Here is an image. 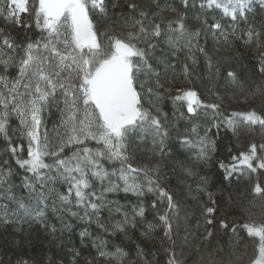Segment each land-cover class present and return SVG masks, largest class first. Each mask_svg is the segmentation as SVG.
Returning a JSON list of instances; mask_svg holds the SVG:
<instances>
[{
  "label": "snow or ice",
  "instance_id": "6c2138e0",
  "mask_svg": "<svg viewBox=\"0 0 264 264\" xmlns=\"http://www.w3.org/2000/svg\"><path fill=\"white\" fill-rule=\"evenodd\" d=\"M181 2L188 7L189 0ZM251 3L252 0H203L200 8L219 9L233 22L238 18L247 21ZM28 11V0H0V18L6 25L20 26V14ZM31 12L38 37L18 41L8 27L0 28V136L8 141L6 151L23 170L21 186L28 194L23 197L13 192L17 187L11 183L13 168L8 159L0 161V224L18 225L25 219H34L54 233L55 225L47 224L45 219L46 209L51 206L53 211L68 212L83 222L95 223L109 236L126 235L129 226H137V217L144 219L146 208L141 198L150 193L155 196L151 209L159 224L147 223L142 235L160 227L161 243L172 245L165 248L167 264H185L182 253L178 255L175 250L174 236H179L184 227L180 221L189 213L161 186L158 163H133L134 146L148 142L151 147L141 151L168 156L171 149L166 150L165 142L174 130L177 143L188 150L189 159L199 162L207 161L216 150V142L209 136L213 128L217 136L222 130L235 134L241 126L264 130V113L255 109L225 112L219 103L205 102L194 88L178 86L192 83L187 62L195 65L196 53L204 58L205 77H219V68L214 71L206 45L209 34L215 43H219L218 35L228 39L224 25L219 19L209 23L197 16L209 30L203 32L202 44V31L186 23V12L167 3L162 6L160 0H149L147 6L137 0H33ZM168 12L174 15H165ZM105 19L110 23L102 28L99 23ZM231 28L230 34L235 36L236 24ZM246 36L245 43H255L257 49H262L257 74L264 77V41L252 30ZM177 64L183 77L180 81L175 79ZM226 78L234 86L239 84L235 71H227ZM239 87L243 92V85ZM256 92L264 96V88ZM165 95L172 104L171 119L158 105ZM146 99L151 108L145 107ZM53 110L58 116L49 129L47 117ZM13 117L17 121L15 129L10 127ZM180 122H184L183 129ZM258 149L264 153V144L252 143L247 151L232 156L231 164L220 161L218 167L224 173L221 183L264 170V155ZM178 164L186 177L197 176L184 160ZM207 184V177H200L195 189L187 185V196L198 199L200 193L207 192ZM57 185L64 186L65 191ZM121 192L125 197H137L130 212L126 204L108 198V194ZM252 193L264 200L261 183L254 185ZM207 195L210 203L201 208L205 240L213 236L220 211L212 193ZM9 203L15 207L10 208ZM104 207L110 216L115 213L122 218L102 222L99 214ZM219 227L237 236L238 229L246 232L254 248L249 264H264V218L233 221L231 225L227 219H220ZM80 237L82 241L86 237L92 240L96 264H136L122 247L116 245L109 250L108 241L99 235L92 237L87 228ZM187 239L185 235L183 240ZM72 251L76 264L80 253ZM137 256L142 258V251ZM16 264L33 261L21 255Z\"/></svg>",
  "mask_w": 264,
  "mask_h": 264
},
{
  "label": "trees",
  "instance_id": "16d2710c",
  "mask_svg": "<svg viewBox=\"0 0 264 264\" xmlns=\"http://www.w3.org/2000/svg\"><path fill=\"white\" fill-rule=\"evenodd\" d=\"M202 2L203 0H189V5L185 8L181 0H160L162 6L167 3L181 12H186V23L193 29H201L200 42L202 44L205 41L203 32L209 30L200 20L196 19L197 16H200L201 19L206 18L209 23H212L214 19H219L224 25L225 33L229 34L227 40L223 35H218L219 43L213 41L211 34L207 37L206 47L212 57L214 71L215 68H219V77L215 79L205 77L204 58L200 53H196L197 63L193 65L191 61L187 62L192 73V83L179 84L178 86L194 88L205 102L219 103L225 112L255 109L258 113H264V96L256 92L257 88H264V77L257 74L259 53L262 49H257L255 43H245L246 32L249 30L259 33L260 39L264 41V5L261 4V0H252L251 10L246 13L247 21L238 18L233 22L230 17H223L222 11L219 9L214 7L201 9ZM137 3L147 6L149 0H137ZM32 5L33 0H28L29 11L20 14L22 22L20 26L6 25L5 21L0 18V28L8 27L18 41L38 37L39 31L35 28L34 16L31 12ZM111 15L112 10L109 8V16ZM165 15L174 14L168 12ZM96 19L94 16V23ZM108 23L110 21L107 19L101 20L99 26L103 28ZM233 23L236 24L235 36L230 34ZM24 25H31V27ZM181 59H183V54ZM229 70L235 71L237 74L239 84L243 85V92H241L239 84L234 86L226 78V73ZM10 71L15 72V69ZM175 79L177 81L183 79L180 64H177ZM176 86L173 85V87ZM217 95H219V100H217ZM151 99L155 100L156 98L151 97ZM144 103L145 107H152L147 99ZM158 105L169 113L171 119L172 104L166 95L158 102ZM57 116L58 114L53 110L52 115L47 117L49 129L53 127ZM10 127L12 129L17 127L14 117L10 121ZM180 127L183 129L184 122H180ZM171 131V139L165 142L166 150L171 149L170 155L161 157L147 150L141 151V148L151 147L150 143L145 142L134 146L136 158L133 163L136 165L158 163L161 169V186L172 193L174 199L181 203L184 211L189 213L185 219L180 221L184 227L180 229L179 236H174L177 241L175 245L177 254L182 253L181 258L185 264H212V261L220 262V264H249L250 257L254 252L250 243L251 238H248L246 232L241 229H238L237 236L229 230L220 228L219 220L227 219L231 225L233 221L243 223L249 220L259 221L264 218V200L255 197L252 193L256 183H261L264 186V170L258 169L256 173H247L245 170L247 174L240 176L239 180L233 178L221 183L224 173L218 167V163L223 161L225 164H231L233 163L231 157L238 156L242 151H247L252 143L258 146L264 144V130H261L259 126L255 128L241 126L235 134L230 130H222L217 136L215 135L216 129L213 128L209 136L215 140L216 150L211 153L207 161L199 162L189 159L188 150L179 146L174 130ZM202 132L203 128H201ZM12 139L16 142V136H13ZM7 145L8 141L0 136V161L8 159L13 168L14 174L11 177V183L17 186L13 188V192L18 196L27 197V192L21 186L23 170L15 165L14 159H11V154L6 151ZM258 153L264 155L259 149ZM179 160H184L190 167H193L197 176L186 177L179 167ZM200 177H207V192L212 193L213 199L220 205L217 223L213 228L214 234L208 240L204 239L206 232L201 215L202 206L210 203L207 192L200 193L198 199L187 196V185L191 184L195 189L197 183H200ZM57 188L60 191H65L64 186L57 185ZM108 198L126 204V210L129 212L131 206L137 203V197L132 195L125 197L122 192L108 194ZM141 199L146 208L145 217L143 220L137 217V226L135 228L129 226L126 235L117 233L109 236L95 223L83 222L72 217L68 212L53 211L51 206L46 209L45 219L47 224L55 225L54 233L34 219H25L18 225L0 224V264H16L21 255L28 257L33 261V264H73L72 250L80 253L76 257V264H88V262L96 264L97 252L92 246V240L86 237L82 241L80 237V232L85 228L91 232L92 237L99 235L105 238L108 241L109 250H113L116 245L122 247L129 253L128 259L136 261V264H143V261H147L148 264H167L168 253L165 252V248L172 247V245L166 241L161 243L163 230L156 227L149 235H142L147 230V223L159 224L155 218V211L151 209V202L155 196L149 193ZM9 207L14 208L15 205L9 203ZM184 211L181 212L182 217ZM99 215L101 221L106 224L122 218L120 214L115 213L110 216L107 207L102 208ZM17 228L19 231L16 230ZM185 228L187 232H185ZM185 235L188 236L187 242L183 240ZM138 251H142V258L137 256Z\"/></svg>",
  "mask_w": 264,
  "mask_h": 264
}]
</instances>
